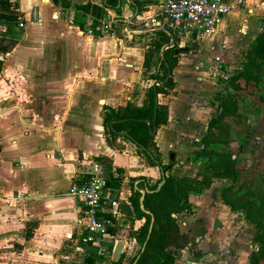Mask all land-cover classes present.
Instances as JSON below:
<instances>
[{"label":"crops","instance_id":"1","mask_svg":"<svg viewBox=\"0 0 264 264\" xmlns=\"http://www.w3.org/2000/svg\"><path fill=\"white\" fill-rule=\"evenodd\" d=\"M6 1L17 3L24 27L0 19V264L11 259L68 264L67 246L81 215L79 200L68 190L81 174L111 168L122 175L110 195L121 194L122 215L109 238L110 255L94 264H129L139 247L133 232L145 221L131 213V185L151 186L161 172L131 140L108 134L104 118L107 108L144 105L155 81L149 76L161 72V49L167 43L155 49L162 38L157 31L128 32L126 23L135 9L128 0H120L119 12L103 7L102 14L117 19L116 36L91 37L79 29L87 14H97L102 0ZM140 1L139 12L151 14L165 0ZM263 21L264 0H247L245 7H233L223 17L209 40L187 41L177 53L174 86L157 94V103L167 106V122L157 127L153 139L162 163L175 162L172 174L187 165L186 152L196 148L216 112L214 98L222 85L210 75L211 68L235 72ZM130 25L150 27L139 26L135 18ZM258 110L246 112L245 120L255 135L249 136L260 143L254 147L250 139L248 147L261 165L264 140L256 131L264 127V111ZM243 162L237 160L238 169ZM227 184L217 178L188 196V210L178 214L177 223L191 243L167 248L174 264L247 263L254 231L242 211L223 204L221 190ZM119 240L124 242L120 262L112 260Z\"/></svg>","mask_w":264,"mask_h":264},{"label":"trees","instance_id":"2","mask_svg":"<svg viewBox=\"0 0 264 264\" xmlns=\"http://www.w3.org/2000/svg\"><path fill=\"white\" fill-rule=\"evenodd\" d=\"M101 8L98 9L97 14L102 15L103 7L112 8L115 11H120V6L117 7L118 0H102ZM140 8V0H134ZM90 4L83 6L85 11H88ZM140 13V12H139ZM19 11L17 3L0 0V19L4 20L8 25H15L19 20ZM161 35L160 43L155 44V49H160L163 43L169 42V36L163 31H157ZM175 45L165 51V58L172 70L177 60V53L183 49L178 46V39L175 37ZM2 46L0 45V51ZM264 58V33H260L255 38L253 44L247 50L245 61L241 63L239 70L233 74L225 83L223 79H219L222 83V88L215 95L214 100L216 104V114L211 117L207 124V129L202 135L200 142L203 148L196 150L197 157L204 156L206 160L199 168L205 171L201 177L195 173L190 176H177L171 173L174 161L163 164L160 158L158 147L154 142V136L150 135L149 126L145 119L152 121L154 119L155 125L159 127L167 122V106L157 103V94L166 93L169 88L174 86L172 74L163 85H150L146 92V100L142 106L128 105L121 109L107 108V113L104 118V126L107 133L114 136L116 131L125 130L128 132L131 140L148 158L151 165L157 166L161 172L157 182L149 189L154 190L157 184L165 179L163 185L158 191L146 193L143 199V207L149 210L151 214L146 213L140 208V192L134 189V184L131 185L132 193L128 200L130 202V210L135 218H144L143 225L135 232L133 237L137 241L139 247L135 255L130 260L129 264L137 261L135 264H174L175 257L167 251L169 246L175 248H184L191 239L180 232L177 223L178 214L184 209L188 210L186 204L188 196L208 188L214 178H225L229 180V184L224 186L221 190V199L223 204L228 207L230 211H242L245 218L253 225L255 232L253 234V241L256 243V248L251 251L246 264H264V191H254L253 188L246 189L240 193L239 188L236 187V182L240 180V173L236 168V160L232 157L231 152L222 148H216L217 144L225 145L226 139L231 136L229 133L230 126L222 124L223 118L227 117L234 101L232 96L228 93L229 83L236 76L248 77L249 69L255 68L257 64L256 59ZM1 67V60H0ZM160 70L154 74H150L149 78L152 80L163 81L166 78L167 67L163 60H160ZM250 74V73H249ZM113 121L110 127V121ZM211 128L219 130L216 134H211ZM226 137V138H224ZM214 138L216 142L214 145L210 139ZM228 142V141H227ZM229 145V143H228ZM226 144V147H228ZM227 149H230L229 147ZM118 172L120 170L118 169ZM121 174V173H120ZM122 180V175L118 178L110 177L108 179L109 186L119 185ZM254 197V199H253ZM151 215L154 217L153 227L149 237L148 229L151 220ZM113 227L109 230L114 232ZM145 244V248H141ZM122 257L118 260L120 262ZM94 259L86 257L80 264H94ZM73 264V263H68Z\"/></svg>","mask_w":264,"mask_h":264},{"label":"built area","instance_id":"3","mask_svg":"<svg viewBox=\"0 0 264 264\" xmlns=\"http://www.w3.org/2000/svg\"><path fill=\"white\" fill-rule=\"evenodd\" d=\"M247 0H165L160 8L151 14L139 13L135 20L139 26H164L173 32L178 39V46L183 48L187 41L202 43L212 37L216 26L233 7H245ZM107 11V9H106ZM116 20L89 13L86 21L80 26L79 33L85 36L110 34L116 36L114 27ZM72 23V19L68 20ZM19 28L24 22H17ZM192 35L195 39H192ZM210 75L214 79L226 80L229 74L220 66L211 68ZM121 174L117 169L99 170L89 174H81L77 181H73L68 193L79 200L81 215L78 229L72 242V261L81 262L91 257L94 262L110 255L108 242L112 233L109 228L114 227L115 220L122 215L120 208L121 194L110 196L115 192L113 186L108 185L110 177L118 178ZM183 212H187L184 209Z\"/></svg>","mask_w":264,"mask_h":264},{"label":"rangeland","instance_id":"4","mask_svg":"<svg viewBox=\"0 0 264 264\" xmlns=\"http://www.w3.org/2000/svg\"><path fill=\"white\" fill-rule=\"evenodd\" d=\"M260 33H264V21L260 27L259 34ZM191 38L195 39L193 35ZM255 63L257 64V66L255 68L252 67L249 69L250 74L248 73L247 78L243 76H236L232 80V82L229 83V88L227 90L228 93H230L232 96L231 100L234 101V105L231 108L230 114L227 117H225V119L223 118L224 122L223 121L221 122L222 124L224 123L230 126L228 128H229V133H231V136H229V138L226 139L225 143L227 145L229 143L228 145L229 148L231 147L232 144L235 143V145L231 147L230 149H227L228 147H226V144L225 145L217 144V146H215L214 144L216 142L214 141V138L210 139L212 142H214L213 145L216 148H222L224 150H228L229 152H231L232 157L236 160V168H237V160L244 161L243 163L238 164L239 166H242V167L240 169L237 168V170L240 173V177H239L240 180L236 182L235 188H239L240 193L244 192L246 189H251V188H253L255 192L257 190L264 191V161H262L263 164L261 163V165L259 163L255 164V159L253 156V153L255 152H252V150L254 149H252V147H248V143L250 139L252 140L251 141L252 146L254 147L260 146V143L259 142L254 143L255 141L253 140L255 138L252 136L251 137L249 136V135H252L253 132L250 130V128L248 127L249 125H247V121L245 120L248 117V114L246 112H249V115H253L255 114V112H259V110L256 111L258 108L264 111L263 110V107H264V58L256 59ZM237 70H239V67L237 68ZM237 70L235 72L233 71L227 72L229 74V77L223 81H225L226 83L229 80V78L237 72ZM222 83L223 82H221V85ZM215 114L216 112L214 113V115ZM231 129H233V132L231 131ZM217 132H219L218 129L211 128V132H210L211 134H216ZM256 133H257L256 136H258L259 139L262 138L264 140V127L263 126L258 128V132L256 131ZM253 136L255 135L253 134ZM202 148H203V144L199 140L196 144V148L193 150L191 149L187 151L185 154L189 160L187 165L185 167L181 166V167H184L182 169L178 168L176 171L177 174L175 173V175L181 177L185 175L190 176V175H194L195 173H197L199 174L198 177H201L205 171L203 170V173L200 174L202 171H200L199 168L202 166H199V165L200 164L202 165L203 162L206 160V158H203L204 156L197 157L195 154V151L202 149ZM232 149L234 152L232 151ZM256 165H259V166H256ZM183 170H186V172ZM181 172H184V173L180 175ZM215 179L217 178H214L213 181ZM222 179L225 180V178H222ZM226 180L229 184V180L228 179ZM249 224L252 226L253 231L255 232L253 225L250 222ZM253 234H252L251 240L253 242L254 248L252 250L256 248V243L253 241ZM71 246H72V242L69 241L67 250L70 252V255L66 261L64 260L65 263L71 262V259H72ZM10 263L20 264L18 259L17 260L11 259ZM32 264H35V262H32Z\"/></svg>","mask_w":264,"mask_h":264},{"label":"water","instance_id":"5","mask_svg":"<svg viewBox=\"0 0 264 264\" xmlns=\"http://www.w3.org/2000/svg\"><path fill=\"white\" fill-rule=\"evenodd\" d=\"M128 1L135 6L134 12L129 16V18L127 20V23H126V28L129 30L128 32L144 33V32H148V31H163V32L167 33L169 38H170L169 42L167 44H165L162 47V49H161V59L164 61L165 66L167 67L166 78L163 81L155 80L153 82V86H155V85H163L168 80V78L171 75V69L169 68V64L167 63L166 58H165V51L168 48H171V47H173L175 45V36H174L173 32H171L169 29H167L164 26H153V27H149V28H133V27H131L130 24H131L132 20L139 14V7L137 6V4L135 3L134 0H128ZM119 6H120V0H118V4H117V7H119ZM113 121H116V120L110 121V124H109L110 127H112ZM145 122L149 126L150 135L154 136L155 132L157 130V126L155 125L154 119L152 121H150L148 119H145ZM116 134L117 135H121V136L129 137L128 132L125 131V130L116 131ZM114 144L116 146H119V143H117L116 139H114ZM120 147H122V146H120ZM164 181H165V179L162 178V180L157 184V186H156V188L154 190H151V189H149L146 186L144 187V189H138L140 194H141L140 199H139L140 208L143 209L146 213L151 214V212L149 210H145L144 207H143V199H144L145 194L149 193V192H153V191H158L161 188V186L163 185ZM134 186L137 188V184H135ZM153 222H154V217H153V215H151V220H150V224H149L147 238L149 237V235L151 233V230H152V227H153ZM123 244H124V242L122 240L117 241V243L115 245V248H114V250L112 252V260L118 261L120 259L121 254H122ZM144 248H145V244H143V246L141 248V251H143ZM137 258H138V256H137ZM137 258L133 262V264L136 263Z\"/></svg>","mask_w":264,"mask_h":264}]
</instances>
